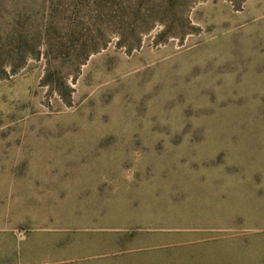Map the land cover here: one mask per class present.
Instances as JSON below:
<instances>
[{
  "label": "rangeland",
  "instance_id": "obj_1",
  "mask_svg": "<svg viewBox=\"0 0 264 264\" xmlns=\"http://www.w3.org/2000/svg\"><path fill=\"white\" fill-rule=\"evenodd\" d=\"M45 1L0 0V33ZM188 18L112 40L70 96L43 59L0 78V264H264V0Z\"/></svg>",
  "mask_w": 264,
  "mask_h": 264
},
{
  "label": "trees",
  "instance_id": "obj_2",
  "mask_svg": "<svg viewBox=\"0 0 264 264\" xmlns=\"http://www.w3.org/2000/svg\"><path fill=\"white\" fill-rule=\"evenodd\" d=\"M200 0H50L37 12L15 10L11 32L0 33V78L21 71L30 60L45 61L42 85L66 97L73 92L66 81H76L89 58L112 40L129 53L156 27V40L184 39L198 32L188 12ZM240 8L245 0H229ZM2 7L0 6V16ZM67 65L61 76L59 67ZM56 76V77H55ZM57 79V81H56ZM61 82V84H59ZM64 93H63V90Z\"/></svg>",
  "mask_w": 264,
  "mask_h": 264
}]
</instances>
